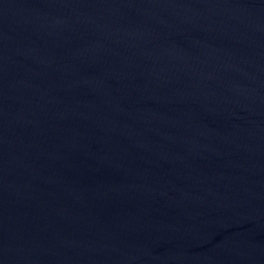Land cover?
<instances>
[{
	"label": "water",
	"instance_id": "water-1",
	"mask_svg": "<svg viewBox=\"0 0 264 264\" xmlns=\"http://www.w3.org/2000/svg\"><path fill=\"white\" fill-rule=\"evenodd\" d=\"M0 264H264V0H0Z\"/></svg>",
	"mask_w": 264,
	"mask_h": 264
}]
</instances>
